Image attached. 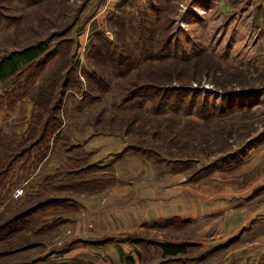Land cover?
Here are the masks:
<instances>
[{
    "label": "rangeland",
    "instance_id": "374dc122",
    "mask_svg": "<svg viewBox=\"0 0 264 264\" xmlns=\"http://www.w3.org/2000/svg\"><path fill=\"white\" fill-rule=\"evenodd\" d=\"M259 1L0 0V60L44 49L36 66L0 82V264H264V220L234 238L231 253L198 261L192 244L165 258L136 235L99 242L90 219L98 207L118 209L134 184L168 201L178 175L189 190L197 178L230 184L232 196L253 193L251 209L264 210V194L255 199L264 191ZM7 162L61 186L26 201L33 180L2 182ZM45 202L63 210L28 213ZM168 224L146 237L197 233Z\"/></svg>",
    "mask_w": 264,
    "mask_h": 264
},
{
    "label": "crops",
    "instance_id": "0c3cea01",
    "mask_svg": "<svg viewBox=\"0 0 264 264\" xmlns=\"http://www.w3.org/2000/svg\"><path fill=\"white\" fill-rule=\"evenodd\" d=\"M258 7V13L261 9L262 15L260 23H256V29H262L260 36H262L261 43H263L264 0L259 1ZM185 178H187V175H178L177 180L175 179L174 189L171 191L167 189L171 194L168 201L167 199L162 200L165 198L161 196L162 194L152 195L156 186L154 189H150L149 185L141 187L139 184H134L132 188L138 191H131L128 200L122 196L114 202L119 203L118 209L114 208L112 211L106 212L103 211L102 207H98L96 209L98 214L91 215L90 219L95 221L94 227L91 224L94 235L102 237L99 242H107V239H109L113 245L118 246L126 244L128 241V243L133 244L134 240L131 237L136 235V238L143 242L156 243L161 250L160 244L162 243L192 244L197 247V259L200 261L202 257L206 259L209 255L218 253L228 247V253H231V241L239 236L243 230H245L244 233L247 232L248 226L253 228V225L264 220V210L262 208L251 209L249 203L253 193L249 197L232 196L230 184L228 186L223 184L220 189H216L215 184L211 182L205 184L202 182L203 180L197 178L191 181V190H189L187 189L189 184L184 183ZM156 185H160L158 186L160 188L163 186V184ZM164 185L166 188V185L173 184ZM262 193L264 194L262 189L255 190V196L257 195L254 196L255 199ZM173 197H175V200ZM123 203L125 204L121 207ZM170 221H174L179 225L185 224L191 229L197 230V233L192 236L191 240H180L171 243L157 242L151 236L146 237L145 233L147 231L167 228ZM76 225L79 226V223ZM78 239L81 242L87 241V239L83 240L84 238ZM123 240L128 241L124 242ZM95 245L102 246L104 244L95 243ZM258 247L264 248V241L259 243ZM121 249L126 252V249ZM240 249H244V247ZM126 253H129V251ZM128 257L132 261L135 260L134 254H129Z\"/></svg>",
    "mask_w": 264,
    "mask_h": 264
},
{
    "label": "trees",
    "instance_id": "16d2710c",
    "mask_svg": "<svg viewBox=\"0 0 264 264\" xmlns=\"http://www.w3.org/2000/svg\"><path fill=\"white\" fill-rule=\"evenodd\" d=\"M44 52V49H42L41 47H30L27 49H24L22 52L20 53H15L12 54L10 57L0 60V82L5 81L7 79H12L15 78L17 75L22 74L23 72H25L28 67H32V66H36L39 62H38V58L39 56ZM25 67V68H23ZM23 68V69H22ZM25 69V70H24ZM22 70H24L23 72H21ZM26 84V83H25ZM18 88H13L10 90V93L7 95L10 98H12L13 95L17 94L18 92ZM16 96L14 97V100H16ZM7 99V97L5 98ZM250 105H252V103H249ZM248 105V106H250ZM247 106V107H248ZM43 114V113H42ZM41 115H39L40 117ZM43 117V115H42ZM24 159V154L19 156L17 159H15V161L18 163V159ZM7 159H11L10 157H7ZM9 162H7V166L5 168V176H3L2 178V182H11L14 181L16 177L18 178L19 182H24L26 180H28L29 178L32 179V183L28 186V192L26 193V201H33L36 200L38 198H40L43 195V192L45 191V187L47 188V190L49 188H53L54 190L59 188L61 186V184H41L39 177L35 176L34 179L33 177H31V170H24V168H19L17 166H13V167H9ZM33 165H30L29 167H31ZM16 169H20L18 174L16 171ZM15 173V174H14ZM51 185V186H49ZM49 186V187H48ZM6 197H1L0 196V204L5 200ZM53 203L55 201H52ZM48 202L45 203H41V204H36L34 205L29 211L28 213H33L35 211H39L41 208L45 209H50L52 210L51 212L54 214L58 211H62L63 208H59L57 210V206H55L54 204H49L47 205ZM61 207H67L66 203L64 206ZM43 211V210H42ZM23 214V213H22ZM33 216V215H32ZM32 216L29 217V219H32ZM23 217V216H22ZM28 219V218H27ZM26 219V220H27ZM49 220V219H48ZM162 247V255L167 258H176L178 255L184 254L185 253V245H175V244H166V243H162L160 244Z\"/></svg>",
    "mask_w": 264,
    "mask_h": 264
},
{
    "label": "built area",
    "instance_id": "2783aa9c",
    "mask_svg": "<svg viewBox=\"0 0 264 264\" xmlns=\"http://www.w3.org/2000/svg\"><path fill=\"white\" fill-rule=\"evenodd\" d=\"M22 193H23V189L21 187H18L13 191V196H14V198L17 199V198H20L22 196Z\"/></svg>",
    "mask_w": 264,
    "mask_h": 264
}]
</instances>
